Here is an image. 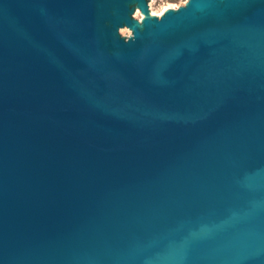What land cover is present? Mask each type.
Wrapping results in <instances>:
<instances>
[{
  "label": "water",
  "instance_id": "obj_1",
  "mask_svg": "<svg viewBox=\"0 0 264 264\" xmlns=\"http://www.w3.org/2000/svg\"><path fill=\"white\" fill-rule=\"evenodd\" d=\"M0 264H264V0H0Z\"/></svg>",
  "mask_w": 264,
  "mask_h": 264
},
{
  "label": "rangeland",
  "instance_id": "obj_2",
  "mask_svg": "<svg viewBox=\"0 0 264 264\" xmlns=\"http://www.w3.org/2000/svg\"><path fill=\"white\" fill-rule=\"evenodd\" d=\"M184 1L185 0H148V3L150 6V9L153 12L157 13L161 11L163 7H176ZM140 15H141L140 12L137 10L136 7H134L133 12L131 13V17H133L134 19H138V16ZM118 34L121 37L126 38L130 35V29L126 27H120L118 29Z\"/></svg>",
  "mask_w": 264,
  "mask_h": 264
},
{
  "label": "bare ground",
  "instance_id": "obj_3",
  "mask_svg": "<svg viewBox=\"0 0 264 264\" xmlns=\"http://www.w3.org/2000/svg\"><path fill=\"white\" fill-rule=\"evenodd\" d=\"M165 8H166V7H163V9H162L161 11L157 12V13L162 12ZM154 13H155V12H154ZM157 13H155V14H157ZM141 18H142V15L138 16V19H137V20L139 21Z\"/></svg>",
  "mask_w": 264,
  "mask_h": 264
}]
</instances>
